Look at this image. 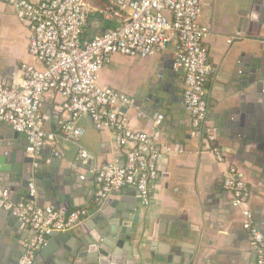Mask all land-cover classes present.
<instances>
[{"label": "crops", "instance_id": "0c3cea01", "mask_svg": "<svg viewBox=\"0 0 264 264\" xmlns=\"http://www.w3.org/2000/svg\"><path fill=\"white\" fill-rule=\"evenodd\" d=\"M100 1L90 0L96 12L85 26L84 37L115 25L103 17L106 7H101ZM105 2L108 5V0ZM201 2L202 23L210 29L206 46L213 67L205 87L207 123L216 135L214 144L227 163H218L209 146L203 143L206 132L203 138H198L192 131L191 116L184 103V72L175 65L173 44L144 60L115 56L101 70L98 84L134 100V108L122 109L133 130L147 133L159 148L170 147L176 151L164 152L160 158L159 177L151 186L148 207L133 187L98 201L95 175L87 169H72L80 148L92 155V165L96 168L123 164L125 150L118 147L114 132L96 129L87 116L78 121L82 129L79 141L65 138L60 132V123L67 119L63 99L55 91L46 94L42 108L44 128L56 137L33 158L35 163L31 165L34 170L43 169V172L34 171L31 177L37 204L54 207L63 214L80 209L90 214L78 227L53 239L50 237L47 246L57 245L49 254L58 251L62 238L80 252L83 239L88 235L98 237V227L92 219L99 211L114 216L122 205L139 201L145 207L141 209V223L131 245L117 249L119 254L107 259L92 244V251L78 259V264H100L99 261L105 264H258L259 255L243 228L242 211L231 205V195L223 188V178L229 166L242 171L250 193L249 209L254 223L264 233V167L254 152L242 145L244 137H235L230 126L248 113L264 118V0ZM30 38V25L0 0V82L15 85L24 63L39 66L28 51ZM167 71H171L172 77H168ZM161 72H165L170 87L166 107L157 108L151 94ZM159 115L164 120L157 126ZM178 146L184 147V152H178ZM29 158L27 139L9 125L0 123V190H9L12 201L29 199L30 189L22 187ZM0 216L5 218L0 219V264H17L21 245L34 238V230L7 212L0 211ZM102 216L105 217L104 213ZM173 223L183 231L176 239L169 237ZM47 246L36 253L35 260L42 259L40 254Z\"/></svg>", "mask_w": 264, "mask_h": 264}, {"label": "built area", "instance_id": "2783aa9c", "mask_svg": "<svg viewBox=\"0 0 264 264\" xmlns=\"http://www.w3.org/2000/svg\"><path fill=\"white\" fill-rule=\"evenodd\" d=\"M1 1L30 25L28 51L39 65L22 64L15 85L0 82V123L27 139L29 157L35 158L56 137L45 130L42 114L45 95L55 91L62 97L67 114L60 123L65 138L79 141L82 129L78 121L87 116L96 129L114 132L118 147L125 150L123 164L96 168L92 155L80 148L72 169H87L95 175L98 201L133 187L148 207L151 186L159 177V160L164 152L176 150L159 148L147 133L133 130L122 109L134 108V100L100 86L98 78L117 55L144 60L173 44L175 65L184 72V103L191 116L192 131L198 138L206 132L203 143L218 163H227L207 123L205 87L213 67L206 46L210 29L202 23L201 0H108L103 17L115 25L89 41H84V29L96 12L89 0ZM163 120L164 116L159 115L155 124L159 126ZM176 149L180 153L185 150L182 146ZM223 188L231 195V205L242 211L243 228L259 255L258 264H264V233L254 223L247 183L236 166H229ZM29 189V199L23 201H12L9 190H0V211L28 224L35 233L32 240L22 243L17 264H33L36 253L47 246L53 233L68 232L90 216L83 209L63 214L54 207H40L35 186L30 184Z\"/></svg>", "mask_w": 264, "mask_h": 264}, {"label": "water", "instance_id": "95a60500", "mask_svg": "<svg viewBox=\"0 0 264 264\" xmlns=\"http://www.w3.org/2000/svg\"><path fill=\"white\" fill-rule=\"evenodd\" d=\"M107 29L106 26L101 33H104ZM95 35L97 34L90 33L88 37H84V41L91 40ZM257 70L259 73L261 72L260 63L257 64ZM167 72L168 77H172L171 71ZM262 76L264 77V71ZM168 83L169 79L165 77V72L159 73L158 82L154 86L156 89L151 94V98L157 108L166 107V95L168 93V87H170ZM230 126L232 127V133L235 137H244L242 139V145L247 151L254 152V156L264 167V118L248 113L241 116L239 119H235V121L230 123ZM26 162L28 166H26L22 176L23 189L30 188L31 177L34 171L43 172L42 168H36L34 170L31 166L35 163L33 158L30 157ZM50 175L48 176L50 177ZM36 177L43 180L40 174H36ZM50 180L52 181L51 178H49V181ZM54 181L57 180L54 178ZM144 207L145 206L139 201H133L130 206L122 205L119 207L118 213L114 216H110L109 213H105L103 212L104 210L100 209L101 211L92 219L98 227V237L96 236L93 238L92 235H88L87 238L83 239L80 252H76V248L72 247L65 238H62L59 240L57 252L49 254L50 250L57 245V243H51L41 252L40 256L42 259L39 258V260H35L33 264H78V259L83 258L86 252L92 251V244H96L97 252L102 257L108 259L111 258V255H118L119 251L117 249H127L126 244L130 246L133 237L138 233V226L141 223V209ZM102 213H104L105 217L102 216ZM1 217L2 216H0V219H5ZM168 220L172 221L170 219ZM172 227V232L169 234V237L171 239H176L183 231H180L178 225L175 223H173ZM58 235L59 233H53L51 237L53 239ZM99 263L105 264L100 261Z\"/></svg>", "mask_w": 264, "mask_h": 264}, {"label": "trees", "instance_id": "16d2710c", "mask_svg": "<svg viewBox=\"0 0 264 264\" xmlns=\"http://www.w3.org/2000/svg\"><path fill=\"white\" fill-rule=\"evenodd\" d=\"M89 1H90V0H89ZM100 2H101V7L105 8L106 5H107L106 2H105V0H101Z\"/></svg>", "mask_w": 264, "mask_h": 264}]
</instances>
